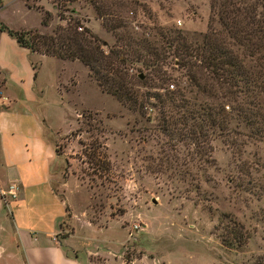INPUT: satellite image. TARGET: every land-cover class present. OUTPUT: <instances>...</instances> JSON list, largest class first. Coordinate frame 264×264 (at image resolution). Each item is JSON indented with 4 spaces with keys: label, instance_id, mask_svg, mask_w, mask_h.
<instances>
[{
    "label": "rangeland",
    "instance_id": "rangeland-1",
    "mask_svg": "<svg viewBox=\"0 0 264 264\" xmlns=\"http://www.w3.org/2000/svg\"><path fill=\"white\" fill-rule=\"evenodd\" d=\"M102 2L118 9L132 36L150 38L159 27L187 34L204 33L207 28L208 0ZM3 3L5 17L23 30L49 34L71 18L107 44L114 41L89 0ZM43 12L50 15L46 26L40 24ZM167 62L163 69L173 78L181 77L182 70L170 57ZM129 70L139 74L134 68ZM56 75L59 96L54 89ZM41 80L48 103L44 108L49 113L46 134L59 156L52 183L56 191L67 193L76 209L74 241L81 259H87V250H96L91 257L94 264H264L263 142L247 141L229 148L216 138L210 142L213 164H202L200 171L189 167L194 174L192 184L188 174L183 182L177 181L176 176L152 173L146 167L160 157V150L175 154L179 161L189 160V145L183 146L156 128V108L146 109L150 120L127 110L100 91L87 69L75 60L43 59L36 85ZM149 101L155 103L152 98ZM95 139L104 144L110 163L108 176L101 183L91 175L82 154L83 144L90 145ZM169 144H175L174 150ZM11 199L0 192V264H16L17 258L10 260L15 252L23 256L11 226ZM81 210L90 223L106 230L83 227ZM230 218L242 226L239 231L244 244L240 240L239 249L226 247L220 240V235L233 227ZM134 223L141 229L130 241L126 232Z\"/></svg>",
    "mask_w": 264,
    "mask_h": 264
},
{
    "label": "trees",
    "instance_id": "trees-1",
    "mask_svg": "<svg viewBox=\"0 0 264 264\" xmlns=\"http://www.w3.org/2000/svg\"><path fill=\"white\" fill-rule=\"evenodd\" d=\"M89 2L102 27L112 34V44L71 18L49 34L12 30L2 23L0 31L29 52L78 61L100 91L140 117L150 120L146 109L156 108V128L189 145V160L179 161L175 154L160 150V157L146 165L150 172L176 176L182 182L188 174L192 184L189 167L200 171L202 164H213L212 140L219 138L229 148L247 141L264 143V0H208L204 33L159 27L150 38L132 36L117 8L102 0ZM49 21L50 15L43 12L40 24ZM168 57L182 70L181 77L173 78L163 69ZM133 68L139 74L130 72ZM141 87L147 90L141 92ZM96 140L83 144L82 154L91 175L101 183L110 163L104 144ZM174 145L167 146L174 150ZM229 221L234 228L220 235L221 243L239 249L242 226Z\"/></svg>",
    "mask_w": 264,
    "mask_h": 264
},
{
    "label": "crops",
    "instance_id": "crops-1",
    "mask_svg": "<svg viewBox=\"0 0 264 264\" xmlns=\"http://www.w3.org/2000/svg\"><path fill=\"white\" fill-rule=\"evenodd\" d=\"M1 3L0 23L23 30L5 17L6 6L3 0ZM45 58L54 57L29 52L0 31V191L13 198L9 200L11 226L23 253V260L16 252L10 260L17 258L16 264H94L91 257L96 250H87L85 260L79 257L74 241L76 209L67 193L56 191L52 183L59 156L46 134L45 84L41 80L36 85ZM58 80L57 76L54 89L59 96ZM10 188L14 197L7 192ZM87 201L86 196L84 203ZM1 209L0 201V214ZM80 214L83 227L106 230L90 223L83 210Z\"/></svg>",
    "mask_w": 264,
    "mask_h": 264
},
{
    "label": "built area",
    "instance_id": "built-area-1",
    "mask_svg": "<svg viewBox=\"0 0 264 264\" xmlns=\"http://www.w3.org/2000/svg\"><path fill=\"white\" fill-rule=\"evenodd\" d=\"M78 30H80V28L78 27L77 28ZM1 92H0V105L2 104V102H1ZM12 189L10 188V189H8V194H10L12 197H14V193H13V191H11ZM1 192V194L2 193H4V192H2V191H0ZM140 229H141V226H140V224H138V223H134V224H132L130 227H129V230L126 232V239L127 240H133L134 239V237H135V235H137V233L140 231Z\"/></svg>",
    "mask_w": 264,
    "mask_h": 264
}]
</instances>
